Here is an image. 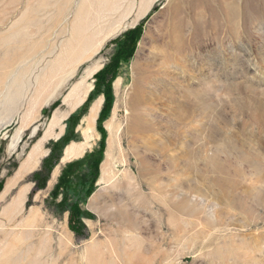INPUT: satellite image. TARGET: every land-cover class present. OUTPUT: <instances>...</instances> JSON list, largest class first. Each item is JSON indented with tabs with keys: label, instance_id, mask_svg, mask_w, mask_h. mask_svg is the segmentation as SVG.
<instances>
[{
	"label": "rangeland",
	"instance_id": "rangeland-1",
	"mask_svg": "<svg viewBox=\"0 0 264 264\" xmlns=\"http://www.w3.org/2000/svg\"><path fill=\"white\" fill-rule=\"evenodd\" d=\"M134 29L98 123L95 75ZM101 144L95 178L54 193ZM0 264H264V0H0Z\"/></svg>",
	"mask_w": 264,
	"mask_h": 264
},
{
	"label": "trees",
	"instance_id": "trees-1",
	"mask_svg": "<svg viewBox=\"0 0 264 264\" xmlns=\"http://www.w3.org/2000/svg\"><path fill=\"white\" fill-rule=\"evenodd\" d=\"M137 30L138 29H134L132 31L127 32L126 34H124L125 39L120 43L119 45V51L116 55H114L111 58V61L109 64H107L100 72H98L95 76L96 79L98 80V85H97V89H100L99 87H104V103L102 106V109L100 111L99 117L97 119L98 123H100L101 121L104 120V118L106 117L107 113L110 110V106H111V81L113 79L114 76V72L115 69L117 68V65L119 63V55L127 52V50L129 49V53L132 52V50L134 49V45L135 42L138 40V34H137ZM74 116H70L68 119V122L71 123V121L73 120ZM72 130L70 131V134H72ZM69 141V138H67V135H64L56 144L57 148L59 149V152L62 150V148L65 146V144ZM53 153L54 151L52 150L50 152V154L48 155V157L43 161V165L41 167V169L39 171H37L35 173V176H39L42 178L41 184L37 186V188H43L45 185V182L47 180V176L50 172V170L52 169V167L54 166V157H53ZM102 153H103V149H102V144H101V148L94 154H89L86 157H84L81 160H78L72 164H69L68 166H66V168H64L61 172V175L58 179V183L54 189V193H56L59 189H61V191L64 193V200L68 198L69 196V192H68V187L69 184H71L72 182H74L75 180L80 181V183L83 185L85 184V180H86V174L84 172L80 173H76L79 166H81L82 164L86 163V167L90 168V171L93 172V175L95 178L96 174H97V170H98V166L102 157ZM47 164V165H45ZM91 187L89 186L86 190H85V196L89 195L91 192ZM64 200H62L59 203V206H62L64 203ZM72 207V211H71V218L76 217V222L78 224H80V210L77 207L78 206V200L75 201L74 204L69 205L68 207ZM73 229V227H72Z\"/></svg>",
	"mask_w": 264,
	"mask_h": 264
},
{
	"label": "bare ground",
	"instance_id": "bare-ground-1",
	"mask_svg": "<svg viewBox=\"0 0 264 264\" xmlns=\"http://www.w3.org/2000/svg\"><path fill=\"white\" fill-rule=\"evenodd\" d=\"M151 4H152V3H149L147 6H145V7L143 8V10H142V11L138 14V16H137L138 19H140L141 17H143V16L148 12V10H149ZM159 52H160V53H158L157 56H158V55H162V56L160 57V60H159V58H158L157 56L153 57L152 60H151V61H152L151 64H149V66H148L147 68L161 69L162 67L160 66V64H166V62H168L167 60H171V59L173 58V56H170V55L164 53L165 50H164L163 48H162V51H159ZM181 52H182L181 43H180L178 40H176L175 43H174V44L172 45V47H171V53L174 54V57H177L178 54L181 53ZM158 60H159V61H158ZM157 61H158V62H157ZM134 66H136V65L134 64ZM175 66H178V63L175 64ZM162 71H163V70H162ZM166 76H167V75H166ZM86 95H87V93H85V94L83 95V97H81V98L77 101V103L75 104V106L81 104V103L84 101ZM184 97H185V100H187V101H191L192 103H194L192 92H188V90H186V91H185V95H184ZM184 97H183V98H184ZM101 104H102V97L98 98L96 101H94V102L92 103V105H91L90 108H89V111H88L87 115L83 117L81 123H82V125L85 127V129H86L87 131L91 130V129L94 127V123H95V121H96L97 114H98V112H99V110H100V108H101ZM189 105H190V103H189ZM107 126H108V128H112V129H115V128L118 127L117 125H113V121H111V123L108 124ZM150 145H151V144H150ZM147 146H149V145H147ZM147 146H146V147H147ZM110 148H111V145L108 146V150H109V151H110ZM160 151H161V150H160ZM70 152H71V151H70L69 147H67V148L64 150V153H65V154L70 153ZM107 154H108V156L110 155L109 153H107ZM162 155H163V154H162ZM175 161H176V160H174V158L170 156L169 163H170V164H171V163L174 164ZM105 169H106L105 166H103V168H102V173H103V174L106 173V172H105ZM142 174H144V173H142ZM147 174H148V173H147ZM144 176H145V174H144ZM146 176H147V179H146V181H145V182H146V183H145V186L148 187V189L152 192V194H153L155 197H157V199H158V198L160 197V195H161V188H160V185L157 184V181H156V179L158 180V174H156V173H149V174L146 175ZM129 179H130V180H133V178H132L131 175H130ZM9 188H10V184L6 185V187H5V189H4V193H6V192L9 190ZM142 189H143V185L140 186V189H139V194H140V196H144V193H142ZM173 194L175 195V193H173ZM21 195H22V193L19 194V196H21Z\"/></svg>",
	"mask_w": 264,
	"mask_h": 264
}]
</instances>
